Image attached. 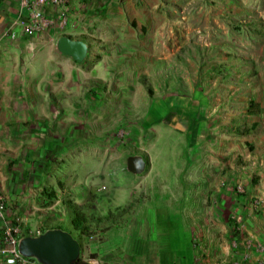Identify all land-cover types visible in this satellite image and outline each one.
<instances>
[{"label": "rangeland", "instance_id": "374dc122", "mask_svg": "<svg viewBox=\"0 0 264 264\" xmlns=\"http://www.w3.org/2000/svg\"><path fill=\"white\" fill-rule=\"evenodd\" d=\"M259 2L264 8V1ZM231 24L232 42L224 52L225 60L214 54L219 60L213 67L219 69V83L233 84L232 92L226 94L223 87L217 95L189 97L194 104L177 101L176 112L163 110L167 97L157 95L154 81L147 78L141 82L147 92L148 87L152 89L153 102H143L137 95L140 106L133 118L128 107L121 111L111 96L118 82L114 77L89 82L75 74L73 87L99 85L110 93L89 130L73 128V154L78 160L72 181L76 185L57 195L61 201L46 215L44 227L58 222L69 226L62 203L69 197L101 217L109 210L115 212L116 221L105 218L88 237L100 247L106 264H201L210 248L205 235L216 227L230 246L219 264H241L228 255L244 240L249 245L250 233L243 232V225L249 223L256 233L264 229V203H257L264 199V193L258 192L264 182V122L251 121L264 115L248 114L249 103H259L256 98L264 86V14H240ZM206 50L200 54L198 49H184L189 60L182 58V68L176 64L160 68L189 73L199 68L203 73ZM91 56L92 60L85 59L88 68L100 55ZM79 98L73 95L71 102ZM58 107L63 109L60 101ZM255 122L258 126L252 133H239ZM88 135V142L78 145ZM131 154H143L149 160L144 173L127 169Z\"/></svg>", "mask_w": 264, "mask_h": 264}, {"label": "crops", "instance_id": "0c3cea01", "mask_svg": "<svg viewBox=\"0 0 264 264\" xmlns=\"http://www.w3.org/2000/svg\"><path fill=\"white\" fill-rule=\"evenodd\" d=\"M65 7V27L54 24L28 36L25 26L18 23L20 17L28 16L21 0H0V196L8 203L5 215H0V235L10 219L21 220L22 233L27 234L61 201L47 198L46 192L59 196L76 185L72 181L78 160L73 154V128L89 130L110 90L99 85L73 87L75 74L89 82L114 77L118 82L111 96L121 111L128 107L133 118L140 106L137 95L143 102H153L141 82L147 78L154 81L157 95L167 97L163 110L176 112L177 101L188 105L198 95L219 94L223 87L226 94L232 92L233 84L219 83V69L213 67L219 58L225 60L224 52L232 42L231 20L251 11L264 14L259 0H67ZM60 10L50 3L46 15L57 20ZM12 30L15 37L10 35ZM62 35L86 41L87 61L92 60L91 54H98L97 62L88 68L87 61L77 62L61 53L57 40ZM187 46L200 54L207 49L209 54L202 55L201 62L204 74L199 68L192 73L160 68L175 64L182 68ZM262 88L256 100L264 107ZM73 95L80 98L71 102ZM78 108L81 112L73 113ZM251 121L263 123L264 119L253 116ZM83 137L78 145L88 142L89 135ZM258 192L264 193L263 180ZM243 227V232L250 233L249 245L244 240L229 258H237L241 264H264V229L256 233L249 223ZM205 236L210 248L201 264H219L230 246L218 227ZM83 243L82 259L106 264L92 238L82 237Z\"/></svg>", "mask_w": 264, "mask_h": 264}, {"label": "water", "instance_id": "95a60500", "mask_svg": "<svg viewBox=\"0 0 264 264\" xmlns=\"http://www.w3.org/2000/svg\"><path fill=\"white\" fill-rule=\"evenodd\" d=\"M57 49L77 62H83L89 45L82 39L62 35L57 40ZM148 167L143 154H131L127 158V169L142 174ZM19 250L25 256H34L43 264H79L82 242L69 230L51 228L38 236L27 235L20 239Z\"/></svg>", "mask_w": 264, "mask_h": 264}, {"label": "built area", "instance_id": "2783aa9c", "mask_svg": "<svg viewBox=\"0 0 264 264\" xmlns=\"http://www.w3.org/2000/svg\"><path fill=\"white\" fill-rule=\"evenodd\" d=\"M67 0H21L22 11L28 14L27 18L18 19V23L25 26L26 34L28 36L34 35L36 32L42 31L47 27L58 24L65 27L68 24V15L65 7ZM50 3L59 5L61 7L58 19L49 18L46 15L47 5ZM10 35L15 37L16 32L12 30ZM258 204L264 203V199L257 200ZM8 208L7 201L0 196V215L4 216ZM21 220L10 219L4 230V234L0 235V255L3 264H43L34 256H25L19 250V242L23 236ZM44 219L34 229H29L27 234L38 236L44 233ZM88 264H100L97 259L90 258Z\"/></svg>", "mask_w": 264, "mask_h": 264}, {"label": "trees", "instance_id": "16d2710c", "mask_svg": "<svg viewBox=\"0 0 264 264\" xmlns=\"http://www.w3.org/2000/svg\"><path fill=\"white\" fill-rule=\"evenodd\" d=\"M149 93L152 94V89L148 87ZM248 114L255 115H264V107H262L259 103L251 101L248 107ZM258 126V123L255 122L251 127H246L244 130L239 131L242 135H248L255 130V127ZM47 193V192H46ZM47 195V194H46ZM48 198L57 199L58 196L56 194L47 195ZM62 203L65 206L68 215H69V226L64 225L63 222H58L52 225H48L45 227V230L51 228H63L69 230L77 239L81 241L82 237H90L93 235V227L99 226L101 222L106 218L111 220L112 222L117 218L115 212L109 210L105 217H101L97 215L94 211L89 212L87 205H82L69 197H65L62 199ZM28 234L23 233V236H27ZM82 242V241H81ZM79 264H88L82 257L79 259Z\"/></svg>", "mask_w": 264, "mask_h": 264}, {"label": "flooded vegetation", "instance_id": "af4514ba", "mask_svg": "<svg viewBox=\"0 0 264 264\" xmlns=\"http://www.w3.org/2000/svg\"><path fill=\"white\" fill-rule=\"evenodd\" d=\"M147 159V158H146ZM147 161H148V164H149V160L147 159Z\"/></svg>", "mask_w": 264, "mask_h": 264}]
</instances>
